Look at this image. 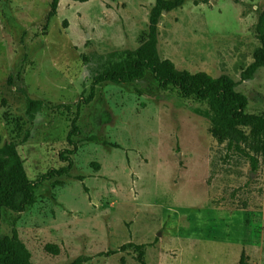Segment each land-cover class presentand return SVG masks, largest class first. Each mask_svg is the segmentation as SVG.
<instances>
[{
	"label": "rangeland",
	"instance_id": "1",
	"mask_svg": "<svg viewBox=\"0 0 264 264\" xmlns=\"http://www.w3.org/2000/svg\"><path fill=\"white\" fill-rule=\"evenodd\" d=\"M50 1L0 0V145L15 143L37 185L32 206L2 211L0 237L15 233L31 264H264V157L252 171L228 153L205 102L149 72L95 85L86 102L94 78L146 40L154 0H60L48 19ZM263 12L264 0H184L162 13L159 58L227 75L244 112L264 115V68L240 76ZM25 95L46 105L31 127Z\"/></svg>",
	"mask_w": 264,
	"mask_h": 264
},
{
	"label": "trees",
	"instance_id": "2",
	"mask_svg": "<svg viewBox=\"0 0 264 264\" xmlns=\"http://www.w3.org/2000/svg\"><path fill=\"white\" fill-rule=\"evenodd\" d=\"M60 0H51L48 19L56 16ZM184 0H154L149 12L147 38L134 51H128L108 69L98 74L93 86L102 83L130 84L142 80L151 73L161 88L171 86L183 99L192 98L205 102L209 108V132L219 142L225 144L228 153L237 154L249 162L252 171L258 169V158L264 157V115L246 114L247 98L235 91L236 83L227 75L212 77L204 72L190 73L178 70L169 60H161L158 54V23L162 13L180 8ZM264 12L256 25L260 47L254 52L253 61L241 73V80H250L256 71L264 68V33L261 32ZM8 84L11 77L8 78ZM24 125L33 124L36 116L45 107L41 100L25 95ZM64 108L71 111L70 105H59L50 109ZM76 118L71 123L68 140L77 134ZM30 127L25 130L24 139L29 137ZM71 152V151H70ZM63 172V170L61 171ZM46 177H42L45 179ZM37 185L31 182L25 172L23 161L16 150L15 143L0 145V217L3 210L21 213L35 202ZM47 250L57 254V248L47 246ZM142 256V253H139ZM242 255L240 263L244 264ZM142 262V261H141ZM81 264V260L74 262ZM143 263V262H142ZM0 264H31V255L18 236L0 237ZM144 264V263H143Z\"/></svg>",
	"mask_w": 264,
	"mask_h": 264
},
{
	"label": "water",
	"instance_id": "3",
	"mask_svg": "<svg viewBox=\"0 0 264 264\" xmlns=\"http://www.w3.org/2000/svg\"><path fill=\"white\" fill-rule=\"evenodd\" d=\"M163 13H165V12H163Z\"/></svg>",
	"mask_w": 264,
	"mask_h": 264
}]
</instances>
